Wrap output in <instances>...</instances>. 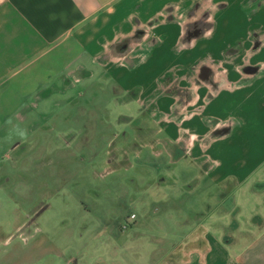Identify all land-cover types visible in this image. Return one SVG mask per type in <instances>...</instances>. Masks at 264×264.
I'll list each match as a JSON object with an SVG mask.
<instances>
[{"label": "crops", "instance_id": "obj_1", "mask_svg": "<svg viewBox=\"0 0 264 264\" xmlns=\"http://www.w3.org/2000/svg\"><path fill=\"white\" fill-rule=\"evenodd\" d=\"M247 63L264 65V0H0V227L33 242L49 199L113 163L115 143L137 129L160 135L171 168L186 161V189H209L205 209L180 223L198 230L156 247L165 254L153 264H264V75L248 81ZM169 75L186 91L167 92ZM230 118L238 125L211 135ZM248 180L255 206L243 223L235 192Z\"/></svg>", "mask_w": 264, "mask_h": 264}, {"label": "rangeland", "instance_id": "obj_2", "mask_svg": "<svg viewBox=\"0 0 264 264\" xmlns=\"http://www.w3.org/2000/svg\"><path fill=\"white\" fill-rule=\"evenodd\" d=\"M152 126L151 121H145L141 128L146 132ZM221 140H212L211 145H225L227 139L218 143ZM164 151L160 135H139L137 129L130 130L115 143L109 156L113 163L106 159L107 165L103 162L79 178L75 182L78 187L70 184L49 199L35 220L37 238L33 242L14 233V224L9 227L8 221L0 227V264H24L25 260L65 264L71 258L78 264H153L151 260L165 254L154 255L156 247L167 250L190 239L192 230L199 227L180 223L205 209L209 189L203 180L193 190L186 189L182 170L186 161L173 169ZM250 185L249 180L242 182L235 192L243 223H248L255 206ZM132 215L136 219L132 220Z\"/></svg>", "mask_w": 264, "mask_h": 264}, {"label": "flooded vegetation", "instance_id": "obj_3", "mask_svg": "<svg viewBox=\"0 0 264 264\" xmlns=\"http://www.w3.org/2000/svg\"><path fill=\"white\" fill-rule=\"evenodd\" d=\"M262 45H263V42L257 37V40H256V42L252 48L250 55H252V54L254 55L257 52H259ZM197 66H200V64H198ZM202 66H203V64H202ZM214 66L217 67V70H218L217 71L218 82H216L213 85H214L215 89H218V88L221 89L227 85V80H226L225 76L223 75L225 70L222 67H220L219 63H215ZM204 68L205 67L203 66V69ZM244 70L251 74L250 77L247 79L248 81L254 82L256 80V78L258 79V77L264 75L263 63H258L255 66H251L249 63H247V65L244 67ZM206 71H208V70H206ZM166 82H169V84H171L169 91H167L169 93H180L181 94V93H183V91H186L184 88L180 87L181 81L174 75H169L166 78ZM192 92L194 94V91H192ZM164 94H166V92H164V90H160L149 101V107H148V110L146 112L151 113L153 115L154 120H157L158 118H160V112L158 111L156 101L159 98V96L164 95ZM179 103H180L179 104L180 106L183 104L182 102H179ZM216 123H217L218 128L211 135H217V134H222L224 132L231 131L236 125H238L239 122L235 118H230L224 122L216 121ZM221 187L224 191L228 192V190H230V187H232V186H231L230 182H226V183L222 184ZM230 201L231 200H228V202H230Z\"/></svg>", "mask_w": 264, "mask_h": 264}, {"label": "trees", "instance_id": "obj_4", "mask_svg": "<svg viewBox=\"0 0 264 264\" xmlns=\"http://www.w3.org/2000/svg\"><path fill=\"white\" fill-rule=\"evenodd\" d=\"M261 186L263 187L264 184H261L260 187H261ZM260 187H258L257 189L259 190ZM262 187H261V188H262ZM237 229H238V223H237L236 221H234L230 226H228V227L226 228V234H225V241H226V242H228V241L230 240V235H231L233 232H235Z\"/></svg>", "mask_w": 264, "mask_h": 264}, {"label": "built area", "instance_id": "obj_5", "mask_svg": "<svg viewBox=\"0 0 264 264\" xmlns=\"http://www.w3.org/2000/svg\"><path fill=\"white\" fill-rule=\"evenodd\" d=\"M131 219L133 220V219H136V216L135 215H132L131 216Z\"/></svg>", "mask_w": 264, "mask_h": 264}]
</instances>
